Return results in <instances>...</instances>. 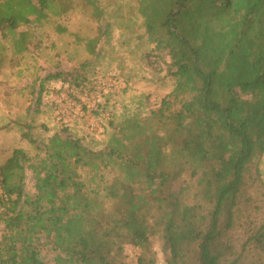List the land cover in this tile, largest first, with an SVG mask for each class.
I'll use <instances>...</instances> for the list:
<instances>
[{
	"label": "trees",
	"instance_id": "16d2710c",
	"mask_svg": "<svg viewBox=\"0 0 264 264\" xmlns=\"http://www.w3.org/2000/svg\"><path fill=\"white\" fill-rule=\"evenodd\" d=\"M29 1L27 14L0 10L18 52L21 23L71 5ZM78 2L100 25L76 38L86 53L76 85L107 60L124 92L140 72L153 79L151 53L171 90L157 109L140 92L102 117L106 95L92 112L100 140L35 126L29 110L16 120L18 145L0 164V264H126L125 244L141 250L136 264H154V235L168 264H264V0H137L128 14L114 0ZM182 173L194 179L190 202L187 183L172 189Z\"/></svg>",
	"mask_w": 264,
	"mask_h": 264
},
{
	"label": "rangeland",
	"instance_id": "374dc122",
	"mask_svg": "<svg viewBox=\"0 0 264 264\" xmlns=\"http://www.w3.org/2000/svg\"><path fill=\"white\" fill-rule=\"evenodd\" d=\"M100 1L107 3L113 0ZM114 1L121 2L125 11H128V7L135 5L137 0ZM49 2L52 8L55 4L57 9L65 5V0H49ZM30 4L29 0H0V10L3 15H19V12L27 14L31 11ZM70 4V8L59 15L47 12L48 16L40 22L30 16L29 23H21L16 29L18 34L25 37L26 47L20 54L11 56L10 66L0 70V164L18 145L15 122L29 115V113L26 114L28 110L33 113L29 117L34 118L35 126L44 124L50 132L68 128L77 135L90 132L89 134H94L96 140H100L104 121L102 120L101 123V119L93 116L92 112L97 110V103L102 102L106 95L110 97V107L103 110L102 117H106L104 113H107L109 109L115 108L112 105L117 107L118 101H127L132 96L139 95L140 92L147 96L145 101L148 106L157 109L163 94L171 90L170 78L165 75L167 64L151 53L146 61L151 64L150 71L155 72L153 79H148L149 71L140 72L138 77L130 81L124 92H121V89L125 82L117 78L118 73L112 67L106 69L103 66L109 63L107 60L97 66L90 83L76 85L70 74L76 73L80 62L86 57L83 46L77 43L76 38L92 36L100 22L93 20L90 10L81 5L78 0H70ZM129 12L132 11L129 10L127 14ZM135 20L138 23L137 18ZM119 31L121 32L122 29H116L109 46L102 43L105 49L113 44ZM17 40L20 43V38ZM11 44H13L12 39ZM19 46L22 48V45ZM7 47L0 46L2 58L7 55ZM16 48L20 50L18 46L14 50ZM125 59L129 65L132 64L133 60L129 59L127 54ZM165 60L170 61L169 57H165ZM54 74L58 75L48 77ZM141 74L144 77H141ZM195 102L194 106L197 108V101ZM146 113L147 110L142 115ZM193 113L197 116L202 115L199 109H194ZM260 166L264 175V157ZM193 181L194 179L190 178L188 173H182L172 182V189L176 190L180 185L187 183L189 188L186 191V199L190 202ZM27 182L30 184V177ZM225 183V180L222 181L220 187ZM140 253L141 250L138 247L125 244L123 251L125 263L136 264ZM147 255L153 259L154 264H168L169 250L159 235L150 237Z\"/></svg>",
	"mask_w": 264,
	"mask_h": 264
},
{
	"label": "crops",
	"instance_id": "0c3cea01",
	"mask_svg": "<svg viewBox=\"0 0 264 264\" xmlns=\"http://www.w3.org/2000/svg\"><path fill=\"white\" fill-rule=\"evenodd\" d=\"M1 45L2 46H4V45L8 46L7 47L8 48V51H7L6 57H3L2 58V56H0V70H1V68H5V67L10 66V64H11L10 59H11V56L12 55L20 54L21 53V52H18V51H15L14 50V46L11 44V37L10 36H7V37L3 38L2 35H1V32H0V46Z\"/></svg>",
	"mask_w": 264,
	"mask_h": 264
}]
</instances>
